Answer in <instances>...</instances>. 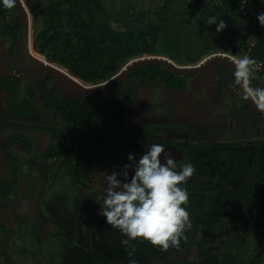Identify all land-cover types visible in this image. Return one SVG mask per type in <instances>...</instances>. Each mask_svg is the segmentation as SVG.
I'll return each mask as SVG.
<instances>
[{
  "label": "trees",
  "instance_id": "trees-1",
  "mask_svg": "<svg viewBox=\"0 0 264 264\" xmlns=\"http://www.w3.org/2000/svg\"><path fill=\"white\" fill-rule=\"evenodd\" d=\"M38 1L45 8L43 24H39L36 34L37 50L42 54L40 64L58 69L60 78L83 91L98 88L96 83L109 79L127 62L141 56H166L182 65L197 64L212 53L220 54L217 52L264 61V27L257 13L251 22L239 19V0H199L195 6L184 0L179 13L171 5H158L136 14L124 8L118 15L113 12V0ZM256 1V8H264V0ZM206 5L210 10L207 16L201 14ZM11 11L0 7V21L5 23L3 38L18 43L17 34L13 38L11 31L16 27L19 32V18L13 22ZM209 17L217 22L222 19L227 27L217 32L216 24H206ZM215 67L213 80L218 81L217 94L232 127L157 122L149 130L152 134L189 133L192 138H200L192 144H177L184 155L178 170L189 161L196 168L193 176L197 180L189 179L181 185L189 193L187 210L190 215L196 214L185 233L192 234L189 238L187 235L186 242L181 241L178 249L170 247L167 251L148 241H134L131 257L132 248L122 244L125 237L111 229L100 215L97 193L86 183L85 167L107 162L116 147L122 150L115 153L116 157L127 159L128 144L148 142L130 138L126 120V104L137 100L141 89L165 87L182 95L184 102H195L200 98L196 84L201 75L175 74L161 65L136 69L121 90L111 93L110 101L100 95L67 98L52 81L38 84V92L31 89L29 96L22 98L19 80L8 84L7 80L1 81L5 85L0 91H9L10 102L4 114L3 153L24 168L10 150L11 145H19L29 162L26 173L22 169L11 171V182L0 179V199L10 202L17 196L23 174L38 171L43 181L35 188L38 212L24 213L13 204L10 225L0 214V261L13 264L12 258L19 254L22 259L31 257L36 264H130V259L136 264H264V249L242 259L237 246L224 241L228 231L225 221L229 219L264 237V116H257L237 92L231 69ZM251 87H264V79L257 72ZM38 98L44 105L42 109L34 105ZM167 108L173 110L172 105ZM11 119H21L27 129H9ZM47 121L55 128L40 126ZM32 129L51 132L49 147L37 155H32L36 135ZM49 160L54 161L52 167ZM250 167L255 182L248 178ZM192 244L196 246V258L179 260L178 256L190 250Z\"/></svg>",
  "mask_w": 264,
  "mask_h": 264
},
{
  "label": "rangeland",
  "instance_id": "rangeland-1",
  "mask_svg": "<svg viewBox=\"0 0 264 264\" xmlns=\"http://www.w3.org/2000/svg\"><path fill=\"white\" fill-rule=\"evenodd\" d=\"M26 1V0H23ZM21 0H18L19 4L21 5L22 9L24 12H26V16H28L29 12V27L27 28V46L29 44V41L32 40V44L34 47V40L32 36V20H33V9L28 7V3L26 1V5L24 2ZM28 10V11H27ZM209 6L206 5L204 11L201 13L202 15L207 16L209 14ZM28 18V19H29ZM202 21L204 20V17L201 18ZM201 21V22H202ZM201 22L199 24H201ZM220 53V52H217ZM182 54V53H181ZM181 57V56H180ZM207 57V56H206ZM205 57V58H206ZM205 58H203L200 62L197 64H193L194 66L198 65L201 63ZM147 60H160V61H165L168 63L170 66L173 68H176V64L174 63L173 60L169 59H157L155 56H141L136 58L134 61L133 59L130 60L129 62L126 63L123 68L116 73L112 78L105 80L103 82L98 83L100 86L98 88H94L92 90H88L86 92L90 91H96V90H102L105 89L109 86H111L114 82L119 80L121 77L125 76L126 73L132 68L136 63L147 61ZM32 61L36 64L37 60H34L32 58ZM133 61V62H132ZM137 61V62H136ZM38 65V64H37ZM192 66V65H191ZM43 69V68H42ZM180 67L178 66L177 70H179ZM45 70V69H43ZM58 70V69H57ZM216 67L214 66L211 68V70L206 73L201 75V79L198 83V85H201L203 82L208 83V84H203L207 85L206 87L200 88V86H197L198 88V93L201 96V99L199 102L198 99L192 104V107L190 111H184L183 115L192 116V117H197L198 120H200L199 123L202 122L201 125H210L212 126V123L215 124L214 127H232V123L228 120V116L225 114L224 107L225 104L223 101L219 98L217 94V87H218V81L213 80L214 76H216ZM35 73V72H34ZM39 73V72H38ZM51 72H46L43 71V73H40V76L43 74H47ZM58 73L61 75V73L58 70ZM211 81V82H210ZM200 83V84H199ZM195 97V96H194ZM185 100L182 95H178L174 93L173 91H170L169 89L165 87H159V88H145L141 89L139 94H138V99L132 102H129L126 104V120L130 128V137L132 139H145L148 142H139L131 145L129 144L127 148L129 147L128 154L130 152L135 153L137 156V159L139 158L140 155H142L144 152L147 151L148 145L149 144H163L165 145L166 152H171L174 156V158L177 161V164L181 162L184 159V155L182 154L181 150L177 147V144H183L186 142H189L192 144V142H196L199 140L198 138H192L189 133H184V134H178V135H172V134H158V133H150L149 130H152L154 125L157 122L160 123H165L166 125L175 123V122H180L184 124L185 126H188L192 123H186V119H178V116H176V113L178 111V106L177 104L181 101ZM192 100V99H191ZM188 102V101H185ZM197 102V103H196ZM167 105H172L173 110L170 111L167 108ZM183 105V104H182ZM177 108V109H176ZM4 116V114L0 113V116ZM4 120V117L3 119ZM9 121H13L12 119ZM15 122V120H14ZM188 122V121H187ZM199 123H197L199 125ZM16 130V129H15ZM20 130V129H19ZM36 135H34L33 138V149L35 151H42L47 149L48 144L50 142V134L47 132L43 131H37L35 132ZM4 135L2 132V127H0V179L2 180H8L11 182L13 180V176L10 172L11 165L13 164L12 160H8L4 153H3V144H4ZM11 153L15 154L17 152L18 155H22L23 153L21 152L20 146L13 144L10 147ZM115 153H122V150L120 147L113 148L112 152L108 155L110 160L108 159L107 162L102 163L97 166H86L85 170L88 171V178L86 180L87 185L91 188L92 192H96L97 196L96 198H99L102 194L103 187H106V174H111L112 171L114 170V166H117L115 170H119L122 168L124 164L129 163V161L126 158H118L116 157ZM24 156V155H23ZM26 162H29V158H25ZM52 163V162H51ZM53 164V163H52ZM248 172V178L252 181H254L253 177V168L250 167ZM41 176L36 174V173H28V178L27 180H23L21 184L26 186V184H38L40 182ZM197 178L196 176H193L190 178V181H196ZM255 182V181H254ZM24 192L26 190H23L21 197L23 198ZM92 193H90L89 196ZM255 197V196H254ZM18 200V199H17ZM15 200L13 197L11 202H6L5 200L0 199V214L5 218L6 222L8 225L11 224L12 221V215L10 209L12 208L13 204L17 203L18 201ZM28 200V198H26ZM26 200H21L19 203L20 209L25 213V212H33V209L37 212L38 208H36V203L38 200V197L36 199L32 200L31 207L28 205ZM15 202V203H14ZM245 210V206L243 208ZM256 212L254 213V216H256ZM196 214H191L190 219L191 222L195 220ZM225 224L227 226V234L224 237V241L230 242L233 245H236L238 248V254L242 259H249L251 258L256 251L264 249V237L258 236L254 234L252 231L241 228L240 225L234 220L229 219L225 221ZM192 232H187L188 238L191 236ZM186 235V237H187ZM17 241H19V238H16ZM20 245H23L21 241H19ZM19 245V246H20ZM19 246H16L17 249L20 248ZM196 246L195 244H192L190 247V250H183L181 253V256H178L179 260H194L196 258ZM171 257L167 256V258ZM12 263L13 264H36V262L30 257L27 259H22L21 256L18 254L14 258H12ZM0 264H7L3 260L0 261Z\"/></svg>",
  "mask_w": 264,
  "mask_h": 264
},
{
  "label": "clouds",
  "instance_id": "clouds-1",
  "mask_svg": "<svg viewBox=\"0 0 264 264\" xmlns=\"http://www.w3.org/2000/svg\"><path fill=\"white\" fill-rule=\"evenodd\" d=\"M17 0H0V7L13 9ZM259 24L264 27V13L257 15ZM207 25L216 24V31L224 30L227 25L220 19L209 17ZM235 83L244 89L245 99H251L259 108L264 109V87H251L255 78L257 61L248 55L233 58ZM163 144H149L147 151L137 156L130 152L129 163L119 170L106 174V187L95 202L99 205L100 215L105 218L111 229L118 230L125 239L122 244L132 248L134 241H148L152 246L167 251L170 247L179 248L181 241L186 242L187 230L192 227L187 210L189 193L187 184L196 172L189 161L180 166L171 152H166ZM130 264H136L130 259Z\"/></svg>",
  "mask_w": 264,
  "mask_h": 264
},
{
  "label": "flooded vegetation",
  "instance_id": "flooded-vegetation-1",
  "mask_svg": "<svg viewBox=\"0 0 264 264\" xmlns=\"http://www.w3.org/2000/svg\"><path fill=\"white\" fill-rule=\"evenodd\" d=\"M21 1H23V0H21ZM26 1H27L28 5H29L28 7H30V8L31 7H36L38 4H43V3H41L38 0H35V1L26 0ZM26 1H23L25 5H26ZM26 7H27V5H26ZM12 10L13 11H11V14H12L11 18H12L13 22L16 21L17 17L19 18L20 29H19V32H17V29H15L16 27L15 28L13 27L12 31L10 29L9 30L11 31V34H12L13 38L17 34L18 43L15 42V40L14 41H11V40L8 41V40L3 38V29L5 27V23L3 21H0V86H4L5 85V84L2 83L5 80H7V84L8 83H15L16 80H19V82L21 83V86H22L21 89H20L21 97L25 98V97L29 96V90H31V89H35V91L38 92V89H39V85L38 84L50 83V81H52L54 83L53 79L51 77H49V76H50L51 73L57 74L56 71H58V70L57 69H49L46 66H43L42 64H40L39 57L42 54H39L37 52V50L33 47L32 40L29 41V44L27 46V36L26 35H27V28L29 27V25L27 27L26 20L24 21V23H22L19 14L16 13L14 8ZM25 13L26 12H24V17L26 18V14ZM44 17H45V8H44V5H43V7L38 9L35 12L34 16L32 17L33 18V20H32V32H33L32 36H33V40H34L33 42H36L37 28H38L39 24H41V25L43 24L42 20H43ZM28 18H29V12H28ZM29 21H30V18H29ZM22 33H23L22 42H23V46L25 48L23 53H21V35H22ZM32 58L34 60H37L36 64L32 61ZM20 65L22 67V73L20 72ZM42 68L43 69H45V68L48 69V71L51 72V73L43 74L42 76H40V73H43V71L46 70V69L43 70ZM130 77H131V75L129 76L127 81L122 83L121 88L123 87V85L125 83L129 82ZM54 85H55V83H54ZM55 87H56V85H55ZM121 88H120V90H121ZM112 92H114V91H112ZM0 93H3L2 94V99H3V102H4V106H5V111L2 114H5V112L10 107L9 91L8 90L7 91H3L2 90V91H0ZM219 93H220V90H219ZM67 98H69V97H67ZM72 99H79V98H72ZM34 105L38 109H42L44 107L43 103L39 100V98L37 100H35ZM3 117L1 115V118H0V127H2V130L6 127L4 125V123L6 122V119L4 118V120H2ZM50 121H51V118H50ZM48 122L49 121H47V123L41 124L40 126H42L44 128H55L54 127L55 125H48L49 124ZM9 124H11L10 126H8L9 129H18V130L19 129H27L24 126L25 125L24 121H22L21 119L15 120V122H14V120L12 122L10 121ZM32 131L37 132V130L35 131L33 129H32ZM38 131L39 132L43 131V132L49 133L50 134V140H51V132L50 131L45 130V129H41V130H38ZM129 136H130V133H129ZM201 140H204V139L201 138ZM49 145H50V142L48 144V147H49ZM2 149H3V147H2ZM45 150H42L40 152L35 151L33 149V145H32V155L40 154V153L44 152ZM127 150H129V147L128 148L126 147L125 151H127ZM21 152H22V149H21ZM14 156L18 157V159L21 161L22 166H24V168H22V167L20 168V163H19L18 160L17 161L16 160L15 161L12 160L13 164L11 165L10 172L11 171H14V172L16 171L17 172V169L18 170L22 169V172L26 173L25 170L28 169L27 168L28 161L26 162L25 158L28 159V157H26L25 155L24 156L23 155H18L17 152H15ZM51 162L54 164L53 160H49L48 161L49 167H52V165H53ZM38 169H39V167H38ZM29 173H36V174L41 176V174L38 171H31ZM27 178H28V174L27 175L23 174V175H21L19 177V187L17 189V196L14 197L15 200L18 199L17 203L14 202L15 203L14 205H17L19 208H20L19 203L21 202V200H23V199L26 200V198H28V200H26V202L31 207L32 200L36 199L37 197H39L36 194V189L35 188L40 185L39 183L41 181H43L42 176H41V180H40V182H38V184L34 185V184H30V182H28L29 184H26V186H24L23 184H21V182L23 180H27ZM23 190H26V192H24V195H23L24 197L20 198ZM28 190H29V192H28ZM12 198L13 197H11V200H12ZM6 202H8V201H6ZM36 205H37V203H36ZM36 208H37V206H36ZM33 211H35V210L33 209ZM41 230H42V228H41Z\"/></svg>",
  "mask_w": 264,
  "mask_h": 264
},
{
  "label": "water",
  "instance_id": "water-1",
  "mask_svg": "<svg viewBox=\"0 0 264 264\" xmlns=\"http://www.w3.org/2000/svg\"><path fill=\"white\" fill-rule=\"evenodd\" d=\"M42 7H43V4H38L36 7H31V9L34 10L33 11V16H34L35 12L38 9L42 8ZM14 9H15L16 13L19 14L22 23H24V21L26 20V25L28 27V25H29L28 16H26V18L24 17V11H23L21 5L19 4L18 0H17L16 6L14 7ZM22 38H23V33L21 35V53H23L24 50H25V48L23 46ZM34 48L37 50L36 42H34ZM37 52L39 54H41L38 50H37ZM222 54H226V53H222ZM226 55L234 58V56H232L230 54H226ZM154 56H159V57H162V58H165V59L172 60L171 58H168L166 56H161V55H154ZM150 57H152V56H150ZM47 60H49L50 62H53V61H51L48 58H47ZM53 63L62 66L61 64H59V62H53ZM156 65L165 66L166 69L169 72H171V73H175V74L188 73V74H190L192 76L198 75V74H200V75L206 74V73H208L211 70V68H213L216 65H219V66H228L233 73L235 71V66H234L233 63H231L229 60H223L221 58H213L209 62H205V64L202 65V66H200V67H195L196 65L195 66L194 65H192V66L191 65H182V66L187 67V68L179 69V70L173 68L172 66H170L165 61H160V60H147V61H143V62L136 63L132 68H130V70L126 73L125 76L121 77L119 80H117L116 82H114L111 86H109V87H107L105 89H102V90H96V91H90V92L83 91L82 89H80V88H78L76 86L67 84L62 78H60L55 73H51L49 77H51L53 79V81H54L57 89L63 95H65L66 97H69V98H79V99L84 98L85 99V98H90V97H94V96L100 95L102 97H106L110 101L111 100V93H112V91H118V90H120L122 83L128 80L129 76L131 75V73L134 70H136V69H141L142 70V69H145V68H148V67H152V66H156ZM179 65H181V64H179ZM62 67H64V66H62ZM64 68H66V67H64ZM66 69L69 70L68 68H66ZM69 71L74 76H76L78 79H80L82 82L87 83L84 80H82L78 75H76L75 73H73L71 70H69ZM20 72L22 73V67H21V65H20ZM250 86H251V84H250ZM241 87L242 86L237 85V92L245 99L244 91L242 90ZM245 101H246L247 105H249L253 109L254 113L257 116H264V109H261L258 106H256L250 99H245Z\"/></svg>",
  "mask_w": 264,
  "mask_h": 264
},
{
  "label": "crops",
  "instance_id": "crops-1",
  "mask_svg": "<svg viewBox=\"0 0 264 264\" xmlns=\"http://www.w3.org/2000/svg\"><path fill=\"white\" fill-rule=\"evenodd\" d=\"M113 4H114L113 5L114 6L113 12L115 13V15H118L121 12V10H123L124 8L126 10L128 9L131 13L136 14V13H141V12H144V11H148L151 7L154 8V7L158 6V5H161V6L171 5L172 10L174 12H176V13H179L181 11V6H185L184 0H113ZM256 5H257V1H256V4H255L253 10H252V15L256 14V13L257 14L264 13V8H262V7L261 8L260 7L256 8ZM155 57H157V59L160 58L162 60L163 59L165 60V58H162V57H159V56H155ZM213 58H221L223 60H229L231 63H233V59L230 58V56H228L226 54H222V52H220V54L212 53V54L208 55L201 63H199L195 67H200V66L204 65L205 62H209ZM134 60H136V59H134ZM174 63L176 64V68L175 69H177L178 66L180 67V69L187 68V67L182 66V64L179 65V63H177L175 61H174ZM200 79H201V77H200ZM203 84H205V82H203L201 85H198V83H197L196 86H200V88H203V87L207 86V85H203ZM241 88L244 91L243 87H241ZM197 90H198V88H196V94L200 96V94L198 93ZM2 94L3 93H0V97H1L0 98V113H3L5 111V106H4V102H3V99H2ZM196 99H201V96H200V98H196ZM199 101L200 100H198V102ZM193 103L194 102L189 99L188 102H184L183 100H181L177 104L178 111L176 113V116H178V119H183V120L186 119L185 120L186 123L194 122V124H197V123L200 122V120H198L197 117H192V116L188 117L187 115H183V113H185L184 111H190ZM0 118H1V116H0ZM199 124H202V122L199 123Z\"/></svg>",
  "mask_w": 264,
  "mask_h": 264
},
{
  "label": "built area",
  "instance_id": "built-area-1",
  "mask_svg": "<svg viewBox=\"0 0 264 264\" xmlns=\"http://www.w3.org/2000/svg\"><path fill=\"white\" fill-rule=\"evenodd\" d=\"M190 6H195L199 3V0H187ZM256 4V0H239L238 17L240 20L245 22H251L252 20V10ZM258 74L264 79V61H257V71Z\"/></svg>",
  "mask_w": 264,
  "mask_h": 264
},
{
  "label": "bare ground",
  "instance_id": "bare-ground-1",
  "mask_svg": "<svg viewBox=\"0 0 264 264\" xmlns=\"http://www.w3.org/2000/svg\"><path fill=\"white\" fill-rule=\"evenodd\" d=\"M230 58H232V57H230ZM233 59V58H232Z\"/></svg>",
  "mask_w": 264,
  "mask_h": 264
}]
</instances>
